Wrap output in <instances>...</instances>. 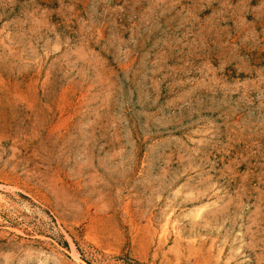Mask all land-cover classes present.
Returning <instances> with one entry per match:
<instances>
[{
  "label": "rangeland",
  "instance_id": "rangeland-1",
  "mask_svg": "<svg viewBox=\"0 0 264 264\" xmlns=\"http://www.w3.org/2000/svg\"><path fill=\"white\" fill-rule=\"evenodd\" d=\"M0 264H264V0H0Z\"/></svg>",
  "mask_w": 264,
  "mask_h": 264
}]
</instances>
